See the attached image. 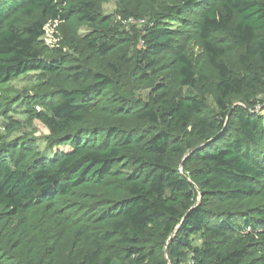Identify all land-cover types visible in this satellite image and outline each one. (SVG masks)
Wrapping results in <instances>:
<instances>
[{"label":"trees","instance_id":"obj_1","mask_svg":"<svg viewBox=\"0 0 264 264\" xmlns=\"http://www.w3.org/2000/svg\"><path fill=\"white\" fill-rule=\"evenodd\" d=\"M107 1L0 0V88L66 84L14 103L49 134L0 142V264H264V0Z\"/></svg>","mask_w":264,"mask_h":264},{"label":"rangeland","instance_id":"obj_2","mask_svg":"<svg viewBox=\"0 0 264 264\" xmlns=\"http://www.w3.org/2000/svg\"><path fill=\"white\" fill-rule=\"evenodd\" d=\"M116 0H108L102 4L101 10L104 13H113L117 8ZM124 29L130 30L134 24L122 21ZM90 29L84 25L73 27L59 21H50L45 26V34L42 37L43 43L53 52H58L63 56L78 57L72 42L74 33L85 36ZM66 86L65 81L60 76H50L47 73L36 70L21 75L9 81L3 89L0 88V142L6 143L16 139L26 138L34 143L39 150L46 148L47 127L38 119L29 116L24 98L33 96L43 89V93L48 96L59 87ZM146 90L141 91V96L145 98ZM24 97L19 103L14 104L20 97ZM37 109L41 108L37 106ZM195 242H198L195 240Z\"/></svg>","mask_w":264,"mask_h":264},{"label":"built area","instance_id":"obj_3","mask_svg":"<svg viewBox=\"0 0 264 264\" xmlns=\"http://www.w3.org/2000/svg\"><path fill=\"white\" fill-rule=\"evenodd\" d=\"M125 21L126 22H132V23L138 24V25L144 23V19H139V18H134V17L127 18Z\"/></svg>","mask_w":264,"mask_h":264}]
</instances>
